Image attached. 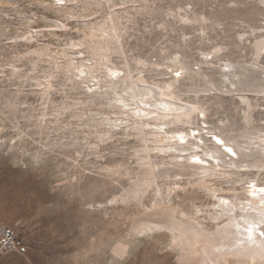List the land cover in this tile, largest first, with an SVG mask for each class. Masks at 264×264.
Here are the masks:
<instances>
[{"label": "rangeland", "instance_id": "obj_1", "mask_svg": "<svg viewBox=\"0 0 264 264\" xmlns=\"http://www.w3.org/2000/svg\"><path fill=\"white\" fill-rule=\"evenodd\" d=\"M74 3L0 0V225L13 227L28 249L25 256L0 255V264H187L174 253L166 231H138L148 224L144 208L162 201L154 188L143 199V207L126 208L112 199L128 188L147 155L150 166L158 169L186 161L190 151L164 153L152 142L153 133L151 141L137 139V133L126 127V114L112 115L119 118L114 122L102 120L103 114H112V104L126 105L122 110H133L132 114L137 108H150L131 91L108 88L116 86L109 82L120 80L129 69L137 84L163 90L175 83L169 90L176 98L165 97V102L199 103L206 110L175 130L202 135L208 146L212 142L221 146L225 141L215 136L221 128L246 146L245 135L264 132V89L243 87L250 80L264 85V0ZM53 23L65 27H49ZM97 39L109 59L100 62L96 80L107 85L102 87L110 90L108 94L86 82L72 84L75 72L84 74V66L69 70L71 59H84L93 67L88 52ZM78 42L89 51L75 46ZM46 78L53 79L50 98L40 83ZM226 87L231 92H225ZM86 96L95 98L76 107L78 118L60 116L58 125L69 129L53 133L51 102L67 111L64 104L84 102ZM10 102L16 110L10 109ZM100 104L105 108H98ZM43 115L47 117L42 120ZM145 128L158 130L154 124ZM181 132L168 135L169 142L185 143ZM147 143L149 150L142 146ZM175 153L183 157L171 158ZM167 183L159 182L163 191ZM174 190L172 197L180 189ZM164 199L160 206L168 209L171 197ZM174 199L184 211H194L183 194ZM207 207H200L205 224ZM122 242L128 249L119 254L116 248ZM227 257L217 264H264L261 259Z\"/></svg>", "mask_w": 264, "mask_h": 264}, {"label": "bare ground", "instance_id": "obj_2", "mask_svg": "<svg viewBox=\"0 0 264 264\" xmlns=\"http://www.w3.org/2000/svg\"><path fill=\"white\" fill-rule=\"evenodd\" d=\"M72 3H74V0H68V4ZM66 7L67 5H64L63 9ZM110 22L114 23V20L111 18ZM49 27L62 28L65 26L64 24L53 23ZM113 35L108 34L111 40L115 39ZM101 40H104V43L109 42L106 38H101ZM101 40L97 39L96 42H92L90 51L83 42H78L75 46L88 50V53L91 54L90 56L93 57L90 60L93 67L89 66V64H84V59L80 61L71 59L69 70L73 71L84 66V74L75 72V76H78L72 79V84H80L81 82L84 84L86 82V86H100V89L104 90L103 94H108L110 90L102 87L104 83L101 80H96L99 72L96 71L100 62L104 59H109L107 54L99 49L103 44ZM108 44V47L112 45H110V42ZM52 80L47 79L44 82H40L41 85H44L43 94L47 95L48 98H50L49 93L52 87ZM111 82L109 83L116 84V86H108V88L115 90L119 87L126 92L131 91L136 99L150 106V108H137V114H132L133 110H122V108H126V105L114 106L112 104V107L109 108V110H112V114H106L107 117H104L103 114L102 120L114 122V120L119 119L115 116L126 114L128 122L126 127L137 133V139L140 138V140L145 142L152 140L155 146L164 153L190 151L188 156L184 157L186 161L182 163H170V166L166 165V167L158 169L150 166L152 161H149V155H147L146 158L142 159L141 168L134 180L130 182L128 188L120 196L112 199V203H116L117 205L118 203H122L126 208H130L132 205L143 207V199L148 191L154 188L156 196L161 197L162 201H156L149 209L144 208L147 212L148 224L138 231L140 234H147L157 230L166 231L169 235H167L170 241L169 244L174 253L179 254L187 264H217L227 256L264 260V177H262L264 173H261L262 170L264 171V132H256V136L251 134L245 135L246 137L244 136V138H246L248 143H245L246 146H243L240 140H238V136L226 134L225 130L220 128L218 129L220 133L215 134V136L223 140V142L225 141V144L219 146L215 144L216 142L208 140L212 142V146H208L202 135L193 136V132L189 133L173 128H178L181 124H190L193 116L204 114L206 111L202 104L199 103L182 104L179 102H165V97L170 98L172 96V98H176L174 91L169 90L175 88V83L163 90H158L155 87H149L144 84H137L131 76L129 69H126V74L120 80ZM243 85V87H255L256 92H260L258 89H264V85L256 80H250L248 84ZM104 86L107 85L104 84ZM205 87L207 90H211V87ZM217 88L222 89V87ZM225 92H231V90L227 88ZM94 98V96H86L84 102L79 100L75 105L64 104V107L68 109L67 111L64 108L58 109L57 105L51 102L50 109L54 117L52 120V132L57 133L62 131V129L63 131L68 130V127L58 125L60 116L69 114L71 117L78 118V114L75 112L76 107H80V105L86 106V103H91V100ZM242 100L245 103L249 102L247 97H242ZM8 106L13 111L17 109L16 105H13L11 102ZM98 108H105L104 104H100ZM45 117L47 116H41L42 120ZM39 124L40 130L45 132V127ZM152 124L157 126V131L154 132L153 129L148 130L145 128ZM176 131H182L180 139L185 143H180L177 141L178 139L175 142L173 141L174 143L169 142L170 138L168 135ZM106 132L109 134L110 130ZM150 134L153 136L151 140L149 139ZM98 138L99 140L104 139L103 136H99ZM70 141L73 142V140ZM148 144H143L142 146L149 150L150 146ZM227 150L231 151L234 156L228 154ZM170 156L171 158L172 156L174 158L183 157V155L176 153L170 154ZM189 158H197L200 163H196L197 161L194 164L189 163L192 160ZM252 170H256V173L254 174ZM108 171L113 173L111 168ZM250 173L255 176H250ZM162 180L168 182L165 191L159 186V182ZM176 186L180 190H178L179 192H175V196L172 197L171 193ZM179 194H183L184 199L193 208L194 211L191 214L184 211L179 204L175 203L174 197H179ZM164 197H169V199L171 197L167 206L168 209L160 206L165 201ZM204 197L207 199V203L203 201ZM174 205H177V208H173ZM206 205L209 206L207 210L205 208L206 214L209 215V224L203 223L200 219V214L203 216V210L200 207ZM126 208L125 210H127ZM127 249L128 244L122 242L117 246L116 251L119 254H124Z\"/></svg>", "mask_w": 264, "mask_h": 264}, {"label": "built area", "instance_id": "obj_3", "mask_svg": "<svg viewBox=\"0 0 264 264\" xmlns=\"http://www.w3.org/2000/svg\"><path fill=\"white\" fill-rule=\"evenodd\" d=\"M28 249L19 233L11 226L0 225V255L25 256Z\"/></svg>", "mask_w": 264, "mask_h": 264}]
</instances>
